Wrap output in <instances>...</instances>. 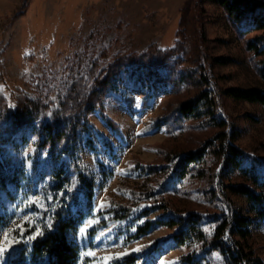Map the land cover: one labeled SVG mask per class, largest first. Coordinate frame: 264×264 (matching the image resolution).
<instances>
[{
  "label": "trees",
  "instance_id": "16d2710c",
  "mask_svg": "<svg viewBox=\"0 0 264 264\" xmlns=\"http://www.w3.org/2000/svg\"><path fill=\"white\" fill-rule=\"evenodd\" d=\"M202 1L197 0L198 10ZM212 1L234 24L244 22L252 31H264V0ZM202 17L196 18L201 22ZM204 32H199L203 49ZM249 49L260 53L253 41ZM180 53L189 60L190 51L182 42L169 50L153 44L141 53L119 52L111 61L107 50L91 62L76 63L79 74L55 102L49 97H23L6 106L0 97V240L7 233L17 247L9 264L80 263L74 236L93 214L100 187L84 162L87 149L98 155L90 116L98 110L114 127L105 105L129 67L133 68L130 78L150 96L155 85L173 84L162 120L170 136L182 130L189 138L185 145L160 148L157 159L141 167L147 172L141 184L129 189L130 204L111 211L122 224L120 232L159 211L160 217L136 227L127 240H136L157 225L173 231L170 240L177 246L192 247L182 257L185 264H203L215 253L221 264H264L254 248L255 230L264 229V178L256 165H245L242 130L218 114L225 100L264 107V90L222 88L212 65L205 69L201 64L194 69L182 65L177 71L169 62ZM207 56L203 53L200 62L206 64ZM192 57L193 61L197 56ZM32 139H36V152L29 173L21 154ZM99 165L105 178L113 174ZM235 197L245 201V213L238 210ZM191 199L198 205L189 203ZM18 200L29 205V217L13 227L15 217L5 202ZM157 247L154 243L146 251ZM113 263L136 264L137 257L129 255Z\"/></svg>",
  "mask_w": 264,
  "mask_h": 264
},
{
  "label": "rangeland",
  "instance_id": "374dc122",
  "mask_svg": "<svg viewBox=\"0 0 264 264\" xmlns=\"http://www.w3.org/2000/svg\"><path fill=\"white\" fill-rule=\"evenodd\" d=\"M199 14H203L202 23L196 18ZM240 30L248 34L240 35ZM201 31H205L204 49L200 47ZM251 41L260 53L249 49ZM178 42L187 44L190 55L189 60L184 53L170 60L169 66L177 71L183 66L194 69L201 64L205 69L212 65L222 88L264 90V31H252L244 22L234 24L212 0H203L200 10L197 0H0V97L6 106L23 97H49L55 102L79 74L78 62H91L107 50L109 61L119 52L141 53L153 44L169 50ZM203 53L209 55L206 64L200 62ZM192 56L197 59L192 61ZM211 57L228 63H214L217 61ZM132 69L123 72L118 91L109 95L105 105L114 127L98 110L90 116L98 155L87 149L84 162L100 187L93 214L74 236L81 250L79 264H114V259L129 255L137 257L136 264H185L182 257L193 250L177 246L170 240L173 231L157 225L140 238L127 240L136 227L160 217L159 211L135 221L123 233L121 222L111 213L130 204L129 189L141 184L147 172L141 167L154 162L160 148L185 145L189 138L182 130L170 136L162 120L172 99L173 84L155 85L150 96L130 78ZM165 71L172 72L171 68ZM223 104L218 114L242 130L240 147L245 165H256L264 178V107L226 100ZM35 144L36 139H32L21 154L29 173ZM99 163L113 174L105 178ZM189 189L195 191V187ZM234 200L245 213V201ZM191 202L198 205L194 199ZM5 205L15 217L13 227L29 217L26 203L6 201ZM154 243L158 247L146 251ZM0 248L6 249L0 264H9L17 247L7 233L1 235ZM254 248L264 258V229L255 230ZM203 264H221V257L215 253Z\"/></svg>",
  "mask_w": 264,
  "mask_h": 264
},
{
  "label": "snow or ice",
  "instance_id": "6c2138e0",
  "mask_svg": "<svg viewBox=\"0 0 264 264\" xmlns=\"http://www.w3.org/2000/svg\"><path fill=\"white\" fill-rule=\"evenodd\" d=\"M39 233H37V235H38ZM32 238H34V237H29V239H32ZM6 251V249H2V248H0V261H2V257H3V254H4V252Z\"/></svg>",
  "mask_w": 264,
  "mask_h": 264
}]
</instances>
